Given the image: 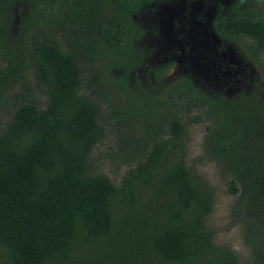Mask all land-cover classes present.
<instances>
[{"label":"trees","instance_id":"trees-1","mask_svg":"<svg viewBox=\"0 0 264 264\" xmlns=\"http://www.w3.org/2000/svg\"><path fill=\"white\" fill-rule=\"evenodd\" d=\"M15 1L0 2V104L13 103L0 125V264H241L208 225L215 189L188 164L193 124L206 129L197 162L214 163L237 196L249 264H264L258 97L212 96L187 75L167 83L172 65L152 71L159 95L129 91L143 54L137 17L158 0H27L14 38ZM209 2L216 34L264 74V0ZM109 135L130 167L119 184L92 165Z\"/></svg>","mask_w":264,"mask_h":264},{"label":"rangeland","instance_id":"rangeland-1","mask_svg":"<svg viewBox=\"0 0 264 264\" xmlns=\"http://www.w3.org/2000/svg\"><path fill=\"white\" fill-rule=\"evenodd\" d=\"M0 2L3 4L6 0ZM28 9L27 0L15 1L12 6L11 32L14 38L18 35L21 16L27 15ZM212 17L209 0H158L148 5L137 17L144 32L140 42L143 54L135 71L126 74V88L135 92L134 95L140 100L144 99L143 94L159 95V86L152 71L172 65L167 83L180 75H187L209 95H225L229 98L254 95L264 104V74L246 59L240 43L224 40L216 34ZM0 65L4 66L1 60ZM26 74L30 89L44 100L30 67ZM123 76L124 70L113 71L112 81L118 87L115 85L112 89L125 100L124 88L119 83V78ZM17 90H21V84ZM12 105V102L0 104V125L7 123L9 114L6 109ZM106 114L107 110L103 107V115ZM205 134V125L190 126L188 164L206 177L215 189L214 211L208 219V225L215 231L216 244L231 249L241 264H249L250 251L242 232L241 217L234 211L237 196L228 191L227 183L214 163L203 165L197 162L196 158L204 152ZM116 141L114 136L109 135L94 150L91 159L96 172L107 175L119 184L130 167L125 163L118 165V157L111 156L116 150Z\"/></svg>","mask_w":264,"mask_h":264},{"label":"flooded vegetation","instance_id":"flooded-vegetation-1","mask_svg":"<svg viewBox=\"0 0 264 264\" xmlns=\"http://www.w3.org/2000/svg\"><path fill=\"white\" fill-rule=\"evenodd\" d=\"M210 1V0H209ZM212 16H213V14H212ZM212 20H213V17H212Z\"/></svg>","mask_w":264,"mask_h":264}]
</instances>
